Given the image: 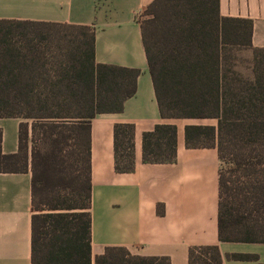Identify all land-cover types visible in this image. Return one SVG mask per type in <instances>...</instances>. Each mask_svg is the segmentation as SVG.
I'll return each mask as SVG.
<instances>
[{
	"label": "trees",
	"instance_id": "1",
	"mask_svg": "<svg viewBox=\"0 0 264 264\" xmlns=\"http://www.w3.org/2000/svg\"><path fill=\"white\" fill-rule=\"evenodd\" d=\"M137 20L160 116L215 119L186 124L185 144L217 148L218 239L264 242V46L251 43L252 19L221 15L219 0H151ZM37 24L64 30L47 38ZM138 73L97 62L90 25L0 18V117L20 118L14 152L2 150L0 127V171L30 170L31 264H170L121 245L91 253V119L120 111ZM113 137L115 170H133V123L116 122ZM175 157L174 123L143 132V161ZM187 257L223 263L217 243Z\"/></svg>",
	"mask_w": 264,
	"mask_h": 264
},
{
	"label": "crops",
	"instance_id": "2",
	"mask_svg": "<svg viewBox=\"0 0 264 264\" xmlns=\"http://www.w3.org/2000/svg\"><path fill=\"white\" fill-rule=\"evenodd\" d=\"M150 1L0 0V18L90 25L97 62L139 68L135 93L125 99L123 108L91 119V253L121 245L133 254L164 255L170 264H188L189 246L217 243L222 264L264 262V242L218 239L217 148L185 144V125L211 123V118L160 116L137 20ZM219 13L251 18V43L264 46V0H219ZM35 30L55 38L64 28L37 24ZM19 121L0 117L4 152L17 150ZM116 122L134 125L131 171L114 168ZM159 122L176 125V157L143 161V132ZM30 177V170L0 171V264H31ZM234 252L255 254L257 259L227 255Z\"/></svg>",
	"mask_w": 264,
	"mask_h": 264
},
{
	"label": "rangeland",
	"instance_id": "3",
	"mask_svg": "<svg viewBox=\"0 0 264 264\" xmlns=\"http://www.w3.org/2000/svg\"><path fill=\"white\" fill-rule=\"evenodd\" d=\"M250 51L249 50H243L240 51V55H239V68L244 71V72H248L249 68L248 66L250 65ZM208 122H213L215 123V119H209Z\"/></svg>",
	"mask_w": 264,
	"mask_h": 264
}]
</instances>
